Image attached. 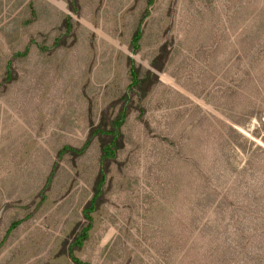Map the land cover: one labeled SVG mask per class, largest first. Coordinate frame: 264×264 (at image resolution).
Instances as JSON below:
<instances>
[{"label": "rangeland", "instance_id": "obj_1", "mask_svg": "<svg viewBox=\"0 0 264 264\" xmlns=\"http://www.w3.org/2000/svg\"><path fill=\"white\" fill-rule=\"evenodd\" d=\"M71 256L264 264V0H0V264Z\"/></svg>", "mask_w": 264, "mask_h": 264}, {"label": "trees", "instance_id": "obj_2", "mask_svg": "<svg viewBox=\"0 0 264 264\" xmlns=\"http://www.w3.org/2000/svg\"><path fill=\"white\" fill-rule=\"evenodd\" d=\"M70 19V18H69ZM133 79H134V82H136V77L135 76H133ZM120 122V120L117 122V123H119ZM112 145H114L113 143H112ZM69 149V148H68ZM67 149V150H68ZM108 149V150H107ZM105 150L106 151H108V152H106V154H104L103 155V158H102V161H106V160H108V157L109 156H115V150H113V148L111 147V146H109V147H107V148H105ZM111 155H110V154ZM102 180L100 181V183H99V185L98 186H100V187H97L96 189H97V193H96V196L94 197V200H92V202H91V206L88 208V209H86L85 210V214L86 213H88V214H90V213H92L93 211H95L94 210V206H95V202H96V200L101 196V194H102V191H103V185H104V183H105V180H106V175L104 174V172L102 171ZM87 218H90V216L88 215L87 216ZM91 229V226H88V227H86L85 229H83L82 230V234L78 237V239L75 241V245L76 246H80L82 243L80 242L81 240H86L87 238H89V230ZM71 258H72V260L73 261H76V263L77 264H81L77 259H75L74 257H72L71 256Z\"/></svg>", "mask_w": 264, "mask_h": 264}]
</instances>
